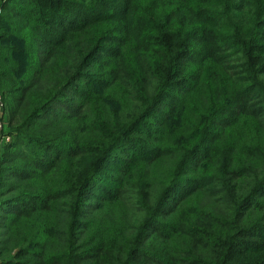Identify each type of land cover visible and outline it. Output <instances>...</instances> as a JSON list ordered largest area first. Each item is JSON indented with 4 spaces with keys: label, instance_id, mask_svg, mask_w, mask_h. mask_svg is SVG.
I'll return each mask as SVG.
<instances>
[{
    "label": "trees",
    "instance_id": "1",
    "mask_svg": "<svg viewBox=\"0 0 264 264\" xmlns=\"http://www.w3.org/2000/svg\"><path fill=\"white\" fill-rule=\"evenodd\" d=\"M0 7V41L11 42L0 45V84L8 126L22 131L5 162L40 169L7 178L48 177L26 202H4L12 216L0 226L6 246L20 231L21 264H264V200L249 203L264 195V128L256 141L227 138L237 116L256 112L249 95L264 96V0ZM191 99L198 102L186 131L168 139ZM63 123L77 126L57 130ZM113 156L124 177L101 182ZM200 195L219 205V216L199 208L201 218L183 228L178 212ZM257 236L262 242L249 240Z\"/></svg>",
    "mask_w": 264,
    "mask_h": 264
},
{
    "label": "rangeland",
    "instance_id": "2",
    "mask_svg": "<svg viewBox=\"0 0 264 264\" xmlns=\"http://www.w3.org/2000/svg\"><path fill=\"white\" fill-rule=\"evenodd\" d=\"M3 14V9L0 7V17ZM1 34V33H0ZM11 42H8L6 40L0 41V45L3 44H9ZM236 64H242L241 61H238ZM242 67V66H241ZM264 81V77H262ZM180 91H177L176 94H179ZM205 93H207V89H205ZM0 96H1V101L3 106L0 109V117L1 113L3 116V119H1V125H0V223L3 222V218L5 217H11V213L5 212L4 209V202L13 200V199H20V201H27L26 198H29L28 195L33 193L34 191H39L40 188L45 184V181L48 177L44 178H36V179H31L27 182L25 181H17L16 177L11 176L7 178V174L10 171L16 170V168H23L26 172H39L40 169L37 167H34L33 165H28L25 166H18L13 165L11 167L9 166L5 160L8 158L9 153L14 152L18 148V142L20 141L19 135L22 133V131H17L13 127L8 126V108L10 105V102L7 98L6 94V89L4 85L1 83L0 84ZM250 98V107H253L256 112L252 111L250 112L249 115H244L243 118H240L239 116L236 117V120L233 124H235L231 130L229 135L227 136L228 139H236L239 141L240 139L243 138V136H247L248 134H252L253 139L256 141V135H262V128H264V123L260 120L259 118V109H264V96L259 95L258 93H253L252 95H249ZM197 99H191L188 100L186 104L187 110H183L181 112V115H178V118L174 122V128L167 132L165 136H167L168 139L173 138L172 140L175 141L178 138H181L184 132L186 131L183 129V126L187 119H189L192 109L196 106L197 104ZM50 110V107H48L45 110V114H48ZM51 116H54L53 111H51ZM230 118L234 116V114H229L228 115ZM153 119L152 116H148L145 119V122L149 123ZM77 126L76 123H63L58 125L57 130L59 131H65L67 133H70L73 128ZM228 133V131L226 132ZM225 133V135H226ZM144 134H141V143H145V138L143 136ZM167 146L173 147L175 146L173 143H168ZM166 147V145H165ZM127 151H121V155L125 154ZM117 155V154H116ZM115 156L111 158L108 162H106L103 165V168H101V173H98L97 179L100 180L101 182H105L106 180H111V179H118V178H123L124 175L120 174L117 172V164L120 161H114ZM25 164V162H21ZM252 166H255V161H252ZM20 164V162H18ZM79 167V166H77ZM140 171V170H139ZM138 171V172H139ZM137 172V173H138ZM135 173V174H137ZM115 177V178H114ZM126 180L129 181L130 184L134 185V182H138V180L135 177H126ZM219 200V199H218ZM263 201L264 200V195H258L253 197L252 199L249 200V203L252 202H257V201ZM88 201L96 202L98 200L94 198H88ZM37 203V200H36ZM222 204L226 205L225 202H221ZM18 204V203H17ZM29 204V203H25ZM14 206V204H10L6 207H11ZM199 208H207L212 211L216 216H219V205H216L213 201L207 199L204 195L200 196H195L191 197L186 203H184L181 207V210L178 212V221L185 222L186 225H181L183 228L187 227V224H190L193 222L192 220L195 219H200V212L198 211ZM4 213L6 216H2L1 214ZM257 215L253 214L252 218L256 219ZM102 217L101 215H98L95 218V222L99 221ZM197 217V218H194ZM208 223V220H206ZM48 223H53L54 222V217L50 216L48 218ZM188 222V223H187ZM6 223V222H5ZM95 225L93 224V227ZM194 226L197 227V224H194ZM7 229L3 226H0V264H21L22 263V258L18 256V249L20 246V231L19 232H12L11 238H9L8 246H6L7 241ZM252 242H262L260 240H263L259 236L257 237H251L249 239ZM264 241V240H263ZM248 245V244H246ZM177 247L181 248L182 241L179 239L178 244L176 245ZM242 261L234 260L235 263H240V264H256L255 262H252L255 260V258H250V259H244L241 258ZM252 262V263H251Z\"/></svg>",
    "mask_w": 264,
    "mask_h": 264
},
{
    "label": "built area",
    "instance_id": "3",
    "mask_svg": "<svg viewBox=\"0 0 264 264\" xmlns=\"http://www.w3.org/2000/svg\"><path fill=\"white\" fill-rule=\"evenodd\" d=\"M2 106H3V104H2L1 96H0V109H1ZM0 118L3 119L2 113H1V117ZM1 119H0V125H1Z\"/></svg>",
    "mask_w": 264,
    "mask_h": 264
}]
</instances>
